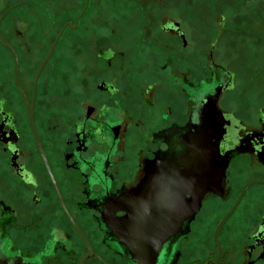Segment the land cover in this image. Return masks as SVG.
I'll use <instances>...</instances> for the list:
<instances>
[{"label":"flooded vegetation","instance_id":"1","mask_svg":"<svg viewBox=\"0 0 264 264\" xmlns=\"http://www.w3.org/2000/svg\"><path fill=\"white\" fill-rule=\"evenodd\" d=\"M92 3L84 0L76 19L66 21L75 27L66 25L60 37L91 15V23L99 26L86 25L83 39L101 48L100 14ZM7 11L0 17V34L17 52L22 90L14 77L13 57L0 44L12 59L0 60L1 260L7 264H77L88 255L83 264H137L119 236V220L128 214L123 197L140 184L156 157L180 163L189 128L199 123L200 111L215 94V87L230 79L231 86L217 99L223 116L219 151L231 154L221 188L199 196L197 211L186 219V232L164 241L158 264H214L216 227L245 186L238 206L219 231L222 254L218 264H264V183L249 184L264 181V109L244 105L239 114L221 104L234 86L231 70L212 60L211 52L207 63H199L166 48V41L149 33L152 21L141 7L139 14L146 23L134 31L140 40L131 30L122 36L112 32L105 38L113 40L114 49L97 50L95 60L78 62L50 60L51 54L37 76L44 58H20L18 47L1 28ZM157 29L160 38L170 33L183 47L187 45L178 21L167 20ZM123 36L124 43L120 42ZM17 39L22 40V34ZM143 44L148 45L144 54L168 50L174 60L151 54L149 60H134V53L119 50L126 46L137 50ZM213 48L214 44L210 51ZM201 70L212 75L217 70L218 82L213 79L201 89L194 86ZM55 80L63 81L57 91ZM56 93L62 98L56 100ZM238 210L239 227L231 228ZM209 242L215 250H207Z\"/></svg>","mask_w":264,"mask_h":264},{"label":"rangeland","instance_id":"2","mask_svg":"<svg viewBox=\"0 0 264 264\" xmlns=\"http://www.w3.org/2000/svg\"><path fill=\"white\" fill-rule=\"evenodd\" d=\"M140 1L142 4L136 0H93L92 9H98L100 14L103 47L96 48L90 42L85 44V26H99L95 21L94 24L91 23V15H86L78 27L64 31L50 60H95L97 50L101 52L109 47L114 49L113 40L105 38L112 32L122 36L127 30H131V35L137 37L134 32L137 26L146 23L139 14L143 7L152 21L148 28L149 33L161 42L166 41V48L182 52L184 60L194 58L199 63H207L211 52L212 60L234 73V86L225 94L222 105L236 109L239 114L244 105L261 106L264 109V0ZM17 3L18 0H0V17L8 10L2 19L1 28L18 47L22 60H42L48 52L49 41L54 40L67 20L76 19L83 8L84 0H23L22 4L16 6ZM167 20L179 22L187 42L185 47L180 40L176 42L170 33H163L159 37L157 26ZM21 34L23 39H17ZM120 38V42L124 43V36ZM137 39L140 40V37ZM212 44L214 48L210 51ZM147 49L148 45L143 44L137 50H128V46L119 50L130 51V55L134 53V60H149V54L161 60H174V55L168 53V50L166 53L153 50L144 54ZM0 60H12L10 53L1 46ZM188 65L185 61V66ZM206 74L207 71L201 70L199 79H203ZM54 82L57 91L63 81ZM55 97L56 100L62 98L59 93ZM239 220L238 210L230 227L237 229ZM225 240L226 238L223 242L228 245ZM213 248L212 242H209L207 250Z\"/></svg>","mask_w":264,"mask_h":264},{"label":"water","instance_id":"3","mask_svg":"<svg viewBox=\"0 0 264 264\" xmlns=\"http://www.w3.org/2000/svg\"><path fill=\"white\" fill-rule=\"evenodd\" d=\"M21 3L22 0H18L16 6ZM66 25L73 28L76 24L69 21L63 25L54 41L50 44L48 52L37 71V76L44 63L51 56L57 40ZM175 25L178 24L176 23ZM0 44L9 50L13 57L14 77L22 90L17 78V52L9 41L2 38L1 34ZM216 71L214 75L207 71L203 79L193 82L194 86L199 85L201 89L211 84L213 79L214 81L219 80V74ZM230 82L231 80L229 79L226 85L216 86L214 89L215 94L207 98L200 111L199 123L196 126H191L184 137L185 149L180 156V163L169 157H156L147 166L146 175L140 184L123 197L128 204L125 207L128 214L119 220V236L130 249L131 255L137 264H158L160 250L164 241H170L171 238L186 232L188 224L186 219L197 211L199 196L208 189L218 192L221 188V179L231 154L227 151L224 155H221L219 151V141L223 134V116L217 109V99L222 91L228 88ZM29 118L37 139L31 111H29ZM40 151L42 152L41 149ZM252 183H264V181H253L249 184ZM245 188L246 186L216 227L214 243L217 247V256L214 264H218L222 254V246L218 238L219 231L238 206ZM186 194H189L190 197L186 198ZM134 201L136 203H133ZM69 216L74 227L85 243H87L73 221V217L70 214ZM111 216L109 215L108 217ZM87 256L82 257L77 264H83ZM0 264L7 263L0 259Z\"/></svg>","mask_w":264,"mask_h":264},{"label":"trees","instance_id":"4","mask_svg":"<svg viewBox=\"0 0 264 264\" xmlns=\"http://www.w3.org/2000/svg\"><path fill=\"white\" fill-rule=\"evenodd\" d=\"M30 5V4H29Z\"/></svg>","mask_w":264,"mask_h":264}]
</instances>
